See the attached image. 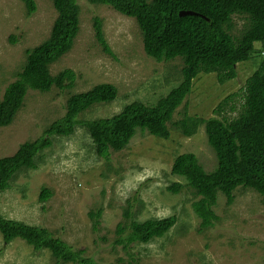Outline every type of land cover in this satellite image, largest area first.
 I'll return each mask as SVG.
<instances>
[{
  "label": "rangeland",
  "instance_id": "1",
  "mask_svg": "<svg viewBox=\"0 0 264 264\" xmlns=\"http://www.w3.org/2000/svg\"><path fill=\"white\" fill-rule=\"evenodd\" d=\"M35 1L37 10L28 15L22 0H0V98L16 78L25 50L48 38L57 16L52 0ZM79 4L80 34L73 49L51 66L54 74L73 69L74 87H54L46 93L29 89L15 121L0 128V157L12 155L22 142L42 136L50 123L64 115L70 93L102 82L118 86L119 95L113 102L95 104L79 116L95 119L111 117L134 100L155 104L182 81V60L158 61L149 56L135 18L86 0H79ZM96 15L103 20L114 55L106 53L95 37ZM236 20L241 27L243 21ZM11 35L17 37L16 43L10 40ZM257 67L255 59L241 62L237 77L226 82H220L215 72L199 73L173 120L185 113L215 116L219 103L244 87ZM241 100L237 98L238 107ZM170 128L168 139L138 129L128 147L108 159L96 154L84 126L78 125L69 136L53 135V145L42 152L38 167L19 172L11 187L0 193V215L48 228L98 264H119V257L131 258L121 246H113L117 224L131 203L138 221L178 217L165 236L132 244L131 256L139 264H264V205L257 192L239 187L233 204L219 193L215 210L220 218L202 230L192 193L186 188L178 193L167 189L173 182H185L171 172L175 158L182 153H195L208 171L217 165L204 125L191 137L172 123ZM43 186L53 191L46 202L39 198ZM98 208L103 210L101 225L94 231L89 212ZM53 262L50 250H35L21 238L5 243L0 233V264Z\"/></svg>",
  "mask_w": 264,
  "mask_h": 264
},
{
  "label": "trees",
  "instance_id": "2",
  "mask_svg": "<svg viewBox=\"0 0 264 264\" xmlns=\"http://www.w3.org/2000/svg\"><path fill=\"white\" fill-rule=\"evenodd\" d=\"M22 1L28 15L37 10L35 0ZM52 1L57 16L48 38L25 50L16 78L5 87L0 98V128L15 121L29 89L46 93L54 87H74L76 73L73 69L54 74L51 66L73 49L81 31V6L79 0ZM86 1L109 6L135 18L149 56L158 61L182 60V81L155 104L134 100L111 117L95 119L79 116L95 104L113 102L119 95L118 86L102 82L86 91L70 93L64 115L50 123L42 136L26 140L12 155L0 157V193L11 187V181L19 172L38 167L42 152L53 145V135L69 136L78 125L84 126L96 154L108 159L114 152L127 148L138 129L168 139L172 123L187 137L204 125L208 142L216 152L217 165L210 171L195 153L178 155L171 172L185 178V182L176 181L167 186L173 193L186 188L196 198L193 208L201 219L200 229L210 228L219 220L215 210L219 193L226 196L228 204H233L239 187L252 189L260 195L264 205V0ZM183 10L195 13L180 15ZM236 18L243 21L241 27H237ZM93 27L103 50L114 55L101 17H93ZM10 40L16 43L17 37L11 35ZM253 59L258 66L256 70L246 79L244 87L219 103L214 109L215 116L205 118L185 113L173 120L199 73L215 72L220 82H226L237 77L239 63ZM239 97L242 100L238 107ZM233 112L237 114L232 116ZM52 195L53 191L43 186L39 198L46 202ZM102 212V208L89 212L94 231L100 229ZM123 217L117 224L113 246H121L131 258L119 257V264H139L131 256L132 244L161 238L178 221L176 215L138 221L134 219L131 203ZM0 233L5 243L21 238L35 250H50L52 264H98L83 255L84 250L74 249L45 227L0 215Z\"/></svg>",
  "mask_w": 264,
  "mask_h": 264
},
{
  "label": "water",
  "instance_id": "3",
  "mask_svg": "<svg viewBox=\"0 0 264 264\" xmlns=\"http://www.w3.org/2000/svg\"><path fill=\"white\" fill-rule=\"evenodd\" d=\"M194 13L195 12H193V11H185V10H183V11L180 12V15L194 14Z\"/></svg>",
  "mask_w": 264,
  "mask_h": 264
}]
</instances>
